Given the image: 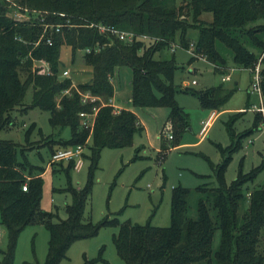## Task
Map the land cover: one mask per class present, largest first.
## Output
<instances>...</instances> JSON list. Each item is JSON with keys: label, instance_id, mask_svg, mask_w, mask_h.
Returning <instances> with one entry per match:
<instances>
[{"label": "trees", "instance_id": "1", "mask_svg": "<svg viewBox=\"0 0 264 264\" xmlns=\"http://www.w3.org/2000/svg\"><path fill=\"white\" fill-rule=\"evenodd\" d=\"M173 2L0 0V130L11 124L10 113L32 86V106L49 112L52 127L70 130L68 139L56 141L58 148L81 145L89 150V156L83 153L89 161L86 184L65 189L71 195V203L65 206L66 219L53 221V213L40 209L43 171L37 173L35 167L20 161L14 143L0 140V225L7 238L6 250H0V264H13L18 234L34 221L41 222L49 234L44 264H58L74 241L94 236L107 226L117 227L112 242L125 264H264V184L250 191L244 188L262 170L264 159L249 172H238L229 185L223 180L231 155L241 146L240 139L261 123L260 113H255L252 129L242 133L231 132L227 125L231 143L225 149L217 147L220 163L210 162L218 185L202 184L197 188L204 198L198 200L195 218L187 216L189 190L180 185L171 190L167 227L119 223L108 216L93 224L83 218L101 150L129 147L133 136L141 131L133 112L121 109L114 113L108 103L113 96L110 78L115 68L126 66L131 70L133 107L169 109L167 123L173 136L169 144L161 145L158 157L163 160L164 153L179 143L190 125L188 115L174 99V60L155 57V53L170 49L178 32L180 46L187 49L185 32L190 27L198 29L194 54L218 72L227 68L226 50L236 66L250 71L264 53V0H182L178 5ZM10 6L19 7L21 12L33 11L36 18L16 20L8 16ZM205 11L212 14L209 23L199 19ZM98 24L147 38L127 43L99 33ZM47 37L51 44L46 43ZM62 46L70 47L72 58L81 53L82 61L91 69L88 82L71 88V79L60 76ZM34 61L46 63L48 73L44 67L31 70ZM20 70L27 73L24 81L19 77ZM260 76L264 97V64ZM82 93L94 99L83 101ZM231 93L222 87L210 89L199 95L201 106L219 110ZM94 108L92 128L84 129L79 113L90 116ZM137 158L135 155L133 159ZM58 163L62 165L63 161ZM65 163V171L73 169V161ZM216 229L219 244L213 250ZM99 259L102 260L100 256ZM92 263L86 260L83 264Z\"/></svg>", "mask_w": 264, "mask_h": 264}, {"label": "rangeland", "instance_id": "2", "mask_svg": "<svg viewBox=\"0 0 264 264\" xmlns=\"http://www.w3.org/2000/svg\"><path fill=\"white\" fill-rule=\"evenodd\" d=\"M181 2L182 0H174L173 3L178 5ZM18 9L20 8L10 6L8 16L18 20V17H15L18 13L22 21L36 18L33 11L24 9L21 12ZM199 19L209 23L212 14L209 11L202 12ZM180 36L181 33L178 32L173 50L155 53V57L174 60L175 70L172 76V84L176 89L174 99L178 107L188 115L189 129L178 139L180 146L167 150L164 159L159 160L158 129L166 123L169 109L133 107L144 130L133 136V143L129 147L101 150L97 169L93 174L90 196L84 207L85 221L96 224L108 216L109 219H117L119 223L129 221L134 225L150 224L155 227H167L170 225L171 190L179 185L189 190L187 216L195 218L198 200L204 198L197 188L202 184L218 185L210 162L213 165L220 163L221 155L217 147L225 149L231 143L227 125L235 134L252 129L255 111L261 104L264 105V97L253 89L254 74L249 69L236 66L228 50L225 51L228 68L224 74L218 72L211 63L181 47ZM185 39L188 47L195 45L198 40V29L188 28ZM59 63L60 76L71 79V88H76L78 84L90 80L91 69L82 61L80 52L72 58L70 47L62 46ZM43 64L42 61H34L31 70L43 67ZM263 64L264 60L260 67ZM64 71L67 75L63 74ZM26 75L25 70L19 71L21 81L25 80ZM223 75L228 76L229 80L221 81ZM119 78L120 85L117 81L114 83V94L121 101H126L130 96V68L121 67ZM192 81H195V84H191ZM119 87L121 90L117 89ZM218 87L231 90L232 93L216 111L219 113L217 118L209 127L204 139H201L198 135L200 123L206 119L211 110L201 106L199 95ZM33 91L32 86L26 89L21 104L10 113L11 124L0 130V140L14 143L20 161L25 160L35 167L37 173L43 171L40 209L53 213V221L64 220L65 206L71 203V195L65 189L69 185L79 188L86 184L89 161L84 158V165L78 171L74 169L65 171V162L62 165L58 162L50 163L52 150L59 147L56 141L68 139L70 130L67 127L54 128L50 125L49 112L32 106ZM86 121L91 122V119L86 117ZM260 125L261 123L255 131L240 139L241 146L231 155L223 174L226 185L236 178L238 172L247 173L262 163L264 132L261 131ZM84 129L90 128L84 127ZM140 146H144V150L137 151L136 148ZM20 149H23L22 153ZM83 153L89 156L87 148H84ZM135 155L143 158L134 160ZM262 184H264V166L255 180L247 183L244 188L250 191ZM23 186H26V183ZM116 232L115 226L101 227L94 236L74 241L58 264H83L86 260L93 261L92 264H125L117 255L112 242V236ZM219 236V230L216 229L212 239L213 250L218 247ZM48 237V231L41 222L34 221L23 228L17 237L13 264H44ZM6 245V234L0 225V250L5 251ZM1 258L0 253V260Z\"/></svg>", "mask_w": 264, "mask_h": 264}, {"label": "built area", "instance_id": "3", "mask_svg": "<svg viewBox=\"0 0 264 264\" xmlns=\"http://www.w3.org/2000/svg\"><path fill=\"white\" fill-rule=\"evenodd\" d=\"M15 17H18V20H20L21 15L20 14H16ZM96 28L98 29L99 33L101 34H107L110 36H114L116 38H118L121 41L127 42V43H132L137 39H141V40H146L147 36L146 35H136L135 33L131 32V31H123V30H119L113 26H108L105 24H98L96 25ZM59 28H56V31H58ZM47 44H51V39L49 37H47V39L45 40ZM175 44H172L170 46V50L174 49ZM187 51L190 52L191 54H194V45H191L190 47L187 48ZM86 52H89V50L87 49ZM196 56V55H195ZM199 57V56H198ZM262 57L263 55L259 58V62L257 65L254 66L253 69H251V72L254 74V83H253V89L254 91H256L260 96H261V89H260V81H261V76H260V71H261V61H262ZM204 59V58H203ZM46 71V73H48V65L46 63H44L42 65ZM64 75H67V72L64 71L63 73ZM229 80L228 76H222V81H227ZM192 84H195V81L191 82ZM83 101H86L88 99L93 100L94 98H92V96H90L88 93H85L83 96ZM110 104V103H109ZM258 111L261 116H262V121H261V131L264 132V105L261 104V106L256 110ZM114 113H116L117 111H113ZM94 114H96V109H93V114L92 115H88L84 112L79 113V116L82 118V125L84 127L87 128H92L93 125V121H94ZM216 113L214 111H212L208 117L202 121L201 123V127L199 129L198 135L201 138H204L211 122L213 121V119L215 118ZM86 117H88L89 119H91V122L86 121ZM167 138L169 140L172 139V135H168ZM83 150L84 147L81 145H76L75 147H63V148H57L52 154H51V159H50V163H57V162H69V161H73V169L74 170H80L83 165H84V157H83ZM25 189V187H23V190Z\"/></svg>", "mask_w": 264, "mask_h": 264}, {"label": "crops", "instance_id": "4", "mask_svg": "<svg viewBox=\"0 0 264 264\" xmlns=\"http://www.w3.org/2000/svg\"><path fill=\"white\" fill-rule=\"evenodd\" d=\"M263 55H264V53H263ZM262 59L264 60V56L262 57ZM262 60V61H263ZM123 67V66H122ZM227 68H228V66H227ZM227 68L226 69H224V71L225 70H227ZM120 71H121V67H117L116 68V70L114 71V75H113V77H112V85H113V96H112V98L110 99V104L109 105H111L113 108H115L114 109V111H119V110H121V109H125V110H129V111H131V112H133L134 113V111H133V105H132V103H131V80H132V73H131V78H130V81H129V87H130V96L129 97H127V100L126 101H121V99H119L118 97H115V94H114V83L117 81V83L120 85V78H119V75H120ZM221 72V73H225V72ZM130 72H131V70H130ZM223 76H225V75H223ZM221 81H222V77H221ZM85 83V82H84ZM118 84H116V85H118ZM192 84V83H191ZM118 90H121V87H119V88H117ZM149 108V107H148ZM212 111H214L215 113H216V116H215V118L213 119V121L211 122V124L214 122V120L217 118V116H218V114L219 113H217L216 111H218V110H211V112ZM210 112V113H211ZM209 113V114H210ZM255 113H258V111H255ZM135 114V113H134ZM135 116H136V114H135ZM208 117V116H207ZM206 117V118H207ZM136 118H137V116H136ZM168 119V118H167ZM137 122H138V124L141 126V131L139 132V133H142L143 132V130H144V128H143V126H142V124H141V122L138 120V118H137ZM201 123H202V121H201ZM201 123H200V127H201ZM211 124H210V126H211ZM209 126V127H210ZM190 127V126H189ZM189 127H188V129H189ZM187 129V130H188ZM209 129V128H208ZM186 130V131H187ZM208 131V130H207ZM199 132V131H198ZM172 135L173 136V133L169 130V128H168V123H167V120H166V123L164 124V126L162 127V128H160V129H158V147H157V153H159V151H160V148H161V145L162 144H169V142L171 141V140H169L168 138H167V136L168 135ZM201 139H204V138H201ZM132 143H133V141H132ZM197 144V143H196ZM132 145V144H131ZM180 145L179 144H177V145H174L173 147H171L170 149H174V148H177V147H179ZM144 146H140V147H138V148H136L137 149V151L138 150H140V149H143L144 150ZM138 158H143V156H138ZM157 159H158V157H157Z\"/></svg>", "mask_w": 264, "mask_h": 264}]
</instances>
